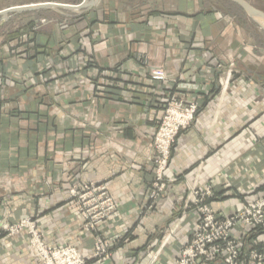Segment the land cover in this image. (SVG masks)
Returning <instances> with one entry per match:
<instances>
[{
  "label": "crops",
  "instance_id": "crops-1",
  "mask_svg": "<svg viewBox=\"0 0 264 264\" xmlns=\"http://www.w3.org/2000/svg\"><path fill=\"white\" fill-rule=\"evenodd\" d=\"M218 3L93 0L77 11L53 7L74 0H0V12L22 8L0 15V225L32 220L48 244L89 258L94 236L67 199L95 184L117 210L100 231L121 238L101 264H174L198 218L192 190H214L219 218L263 195L264 44ZM156 71L168 81L146 77ZM119 78L129 82L110 86ZM169 95L198 111L152 205V141ZM231 236L244 256L264 254V229L239 224ZM0 264H37L27 235L0 239Z\"/></svg>",
  "mask_w": 264,
  "mask_h": 264
},
{
  "label": "built area",
  "instance_id": "built-area-1",
  "mask_svg": "<svg viewBox=\"0 0 264 264\" xmlns=\"http://www.w3.org/2000/svg\"><path fill=\"white\" fill-rule=\"evenodd\" d=\"M149 76L153 81H168L162 71L152 74L150 72L146 77ZM120 78L112 81L110 86L115 87L117 81L121 82L119 83L121 86L129 82L127 78V80H120ZM177 89L179 88L177 87ZM197 111L198 107L195 103L180 100L177 95H169L166 100V106L157 121L158 129L152 141V163L155 177L149 194L152 205L161 198L165 191L164 174L169 166L176 138L181 130L190 127ZM191 195L193 200L189 208L197 211L198 219L190 244L184 246L175 264H211L215 262L244 264L246 259L240 250L238 241L232 239L231 232L238 224L242 223L248 227H264V194L255 200L246 201L240 212L223 219L215 217L214 212L207 205L209 200L215 198L210 186H207L203 191L196 188L192 190ZM68 200L76 207L77 215L81 220L80 230L94 236L95 254L92 258L86 259L73 247H49L44 244L41 233L34 231L36 227L31 220L22 221L21 225L31 227L30 237L33 240L31 241V250L39 264H88L94 258H107L110 244L112 243L111 245L114 247L121 239L114 238L107 242L100 231V226L103 223L117 215L116 205L105 188L95 184H84L71 189ZM252 258L256 262L254 264H264L261 256L253 255Z\"/></svg>",
  "mask_w": 264,
  "mask_h": 264
},
{
  "label": "rangeland",
  "instance_id": "rangeland-1",
  "mask_svg": "<svg viewBox=\"0 0 264 264\" xmlns=\"http://www.w3.org/2000/svg\"><path fill=\"white\" fill-rule=\"evenodd\" d=\"M74 1H77L80 5L77 7H75L74 8V10H83L82 8H86L87 6L89 7L90 6V4H91V2L93 1V0H74ZM88 1V2H87ZM244 1H246V2H248V3H250L253 7H255L257 10H259V11H261L262 13H264V3H261V2H259L258 0H244ZM219 2V3H218ZM217 5H220V7L224 10V12H226V13H229L232 17H233V19H234V21H235V23H236V25H240V26H242V28L244 29V32L249 36V38L251 39V41H253V42H258L259 41V43L260 44H264V23L262 22V21H260V20H258V19H253V18H251L248 14H246L239 6H237L236 4H234L233 2H231V1H229V0H217ZM82 7V8H81ZM149 78L151 79V77L149 76ZM152 80V79H151ZM153 81V80H152ZM117 82H119V83H121L120 81H117ZM153 82H157V81H153ZM119 83H117V84H119ZM159 83H161V82H159ZM117 86V85H116ZM258 91V90H257ZM180 100H183V101H185L184 99H181L180 98ZM260 100H264V99H260ZM166 106V103H165V105H164V107ZM163 107V108H164ZM163 111V110H162ZM261 121H263V119L261 120ZM182 131V130H181ZM180 131V132H181ZM179 132V133H180ZM153 151V150H152ZM165 184H166V182H165ZM167 185V184H166ZM75 187H79V186H73L71 189H73V188H75ZM207 187V186H206ZM205 187V188H206ZM205 188H198V190L200 189V190H204ZM70 189V190H71ZM213 190V189H212ZM213 192H214V190H213ZM214 194H215V198L217 197L216 196V193L214 192ZM264 194V193H263ZM261 197H262V195H261ZM214 198V199H215ZM213 199V200H214ZM255 200V199H254ZM69 201V200H68ZM210 201H212V200H209L208 202H207V205L210 207V205H209V202ZM252 201V200H251ZM70 202V201H69ZM70 203H72V202H70ZM245 204V203H244ZM211 208V207H210ZM242 208H243V205H242ZM193 210H195V209H193ZM211 210L213 211V209L211 208ZM242 210V209H241ZM240 210V211H241ZM196 211V210H195ZM239 211V212H240ZM197 212V211H196ZM214 212V211H213ZM238 213V212H237ZM236 213V214H237ZM215 214V213H214ZM197 215H198V213H197ZM234 215V214H233ZM215 217H217L218 219H223V218H219L216 214H215ZM228 217V216H227ZM224 218H226V217H224ZM198 219V218H197ZM27 220H29V219H27ZM27 220H22L23 222H26ZM21 221V222H22ZM32 221V220H31ZM21 222H19V223H17V224H10V223H5V224H1L0 225V239L1 238H5V237H8V238H11V237H18V236H22V235H27L28 236V250H29V253H30V255H31V257L34 259V261L37 263V264H39L38 263V261L34 258V256H33V252H32V250H31V248H32V246H31V241H33L32 240V237H30V229H31V227H25L24 225H21ZM32 223H34L35 224V222L34 221H32ZM196 224V223H195ZM243 224V223H242ZM239 225V224H238ZM237 225V226H238ZM245 225V224H244ZM23 226V227H22ZM236 226V227H237ZM246 226V225H245ZM35 230L34 231H38V232H40L39 231V229H38V227H37V225L35 224ZM235 227V228H236ZM234 228V229H235ZM194 229H195V225H194ZM194 229H193V231H194ZM233 229V230H234ZM259 229H264V227H259ZM232 230V231H233ZM81 233H83L82 231H80ZM41 233V232H40ZM193 233V232H192ZM192 233H191V235H190V237H188V238H186L185 240H183V241H181L180 242V244H179V246H180V249H179V252H178V254H177V256H176V258H175V260H174V264H175V262H176V259H177V257L179 256V254L181 253V251H182V249L184 248V246H187V245H189L190 244V242H191V236H192ZM232 233V232H231ZM42 235V234H41ZM42 237V240H43V242H44V244H46V245H48L49 247H54V248H56V245H51V244H48L46 241H45V239H44V236L42 235L41 236ZM232 237V236H231ZM105 238V237H104ZM106 239V238H105ZM104 239V240H105ZM232 239L234 240V238L232 237ZM236 240V239H235ZM105 241H107V242H110V241H108L107 239L105 240ZM112 244V243H111ZM110 244V248H109V250H108V252H107V254H108V256H107V258H94V259H92L91 261H89L88 262V264H92V263H96V264H101V263H104L106 260H108L109 258H110V255H111V252H112V250H113V246ZM58 246H66V245H57V247ZM68 246V245H67ZM68 247H73V246H68ZM74 248V247H73ZM80 255H81V253L79 252V250H77L76 248H74ZM253 253H255V254H253ZM94 254H95V246H94V250H93V255L91 256V257H89V258H86V259H90V258H92L93 256H94ZM253 255H259V256H261L262 258H263V260H264V254L263 253H260V252H257V251H252V252H250L247 256H244V258L246 259L245 260V262H244V264H254V258H252L253 257ZM99 261H100V263H99ZM256 263V262H255ZM264 263V262H263Z\"/></svg>",
  "mask_w": 264,
  "mask_h": 264
},
{
  "label": "water",
  "instance_id": "water-1",
  "mask_svg": "<svg viewBox=\"0 0 264 264\" xmlns=\"http://www.w3.org/2000/svg\"><path fill=\"white\" fill-rule=\"evenodd\" d=\"M239 6L246 14H248L251 18L253 19H258L264 23V13L261 11L257 10L255 7H253L250 3L244 1V0H229ZM48 5L42 4L38 6L39 9H43L47 7ZM53 7H58L63 10H73V6L68 5V4H58V6H53ZM78 7V6H77ZM24 9V8H23ZM26 10L32 9V8H25ZM22 10V8H13L11 10L3 11L0 12V15H6L9 12H15Z\"/></svg>",
  "mask_w": 264,
  "mask_h": 264
},
{
  "label": "bare ground",
  "instance_id": "bare-ground-1",
  "mask_svg": "<svg viewBox=\"0 0 264 264\" xmlns=\"http://www.w3.org/2000/svg\"><path fill=\"white\" fill-rule=\"evenodd\" d=\"M86 1V0H85Z\"/></svg>",
  "mask_w": 264,
  "mask_h": 264
}]
</instances>
